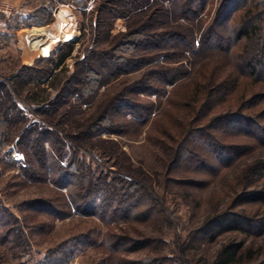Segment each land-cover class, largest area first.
Wrapping results in <instances>:
<instances>
[{
    "label": "rangeland",
    "instance_id": "obj_1",
    "mask_svg": "<svg viewBox=\"0 0 264 264\" xmlns=\"http://www.w3.org/2000/svg\"><path fill=\"white\" fill-rule=\"evenodd\" d=\"M154 1L150 0V3ZM235 2L243 7L234 16L227 9L219 17L221 0H210L193 24L184 23L185 26H195L198 42L209 27L215 26V31L227 40L223 44V51H205L197 58L192 57L189 62L188 59H179L178 55V60H184L181 63H189V73L178 74L176 82L170 85L161 86L158 79L153 78L154 75L145 78L147 70L152 69L142 65L141 70L122 75L100 88L91 104L83 106L84 111L75 110L74 118L85 121L103 105L107 107L110 104V111L118 107L121 114L122 111L131 112L124 117L115 115L118 128L114 127L115 131H111L114 133L104 132L100 140H87V149L79 151V154L86 159L92 172L88 180L93 177L99 180L96 192H106V182H112L114 190L116 181L119 190L128 188L115 179L119 178L137 183L139 190H144V195L149 193L153 201L144 196L139 211L130 214L123 205L111 213L106 209L93 213L89 210L90 206L83 205V210L79 212L77 205L67 200L75 189L73 184L80 181L74 177L75 173H71L73 177H56L59 180L57 184L51 180L37 181L24 176L26 150L22 147L24 142L19 129L26 121L19 116L15 125L5 126L4 132L0 131V136H3L0 137V230H8L3 228L4 224L6 226V209L21 221L28 240L24 250L20 249L21 239L17 238V234L12 235L11 241L0 239V264H218L222 260L221 254L230 247L237 250L238 255L229 264H255L264 260V235L260 228L264 214V188H260L263 186L264 171L257 175L249 173V165L263 157V146L255 138L241 136L237 129H211L213 125L208 124L213 114L221 116L241 112L243 98L251 102V96L264 97V78L245 71V62L242 61L247 57V50L240 47L243 43L234 42L238 35L236 17L243 14L246 7L245 0ZM103 3L104 0H0V23L6 25L7 29L6 35L0 36V80L20 74L38 60L50 57L53 51V57L57 59L60 45L75 42L72 58L56 70V73H62L59 84L63 83L95 46L98 39V6ZM6 8L11 11L10 16L2 13L1 9ZM260 10L255 7L256 13ZM140 18L144 19L145 16ZM138 19L135 17L128 26L126 19L117 18L109 40L105 36L100 38L105 40L101 48H110L117 56H128L135 52L137 49L134 50V45L129 44L142 40V37L133 36L130 38L132 42L128 43L125 35L129 31V34L138 32ZM47 20L52 21L40 27ZM9 26L12 29H8ZM14 26L21 28L14 31ZM47 31L54 35L52 41ZM162 61L163 57L156 58L151 66L158 67ZM67 69L68 74L64 71ZM212 78H224L226 82L217 92L210 93L207 86ZM158 87L162 88L157 90ZM47 88V85L42 86V89ZM136 90L139 93L134 97L132 94ZM198 93L201 95L198 96ZM47 97L53 99L54 91L42 93L40 100ZM17 102L24 111L27 123L47 126L45 120L48 115L42 114L41 106L34 100L22 95L18 96ZM204 102H208V108L212 106L214 111L199 121L197 127L216 138L220 153H212L210 143L196 142L195 139L188 141L187 137L188 149H197L200 158H196L194 163L190 161L188 164L186 161L178 164L172 155L169 156L170 151L185 138L183 132L189 126L188 116L196 117L193 108L199 109ZM250 104L254 107L245 110L244 115L263 125L264 118L255 115L256 111L258 114L264 109L263 98H253ZM132 122L137 124L131 126ZM47 127L56 131L61 138L68 136V132L62 130L66 128L64 123ZM240 129L242 131L239 133L250 130L244 126ZM119 131L122 135L116 133ZM251 132L263 139L262 133L256 134L257 129L251 128ZM48 140H54V137L50 136ZM98 140L115 141L123 152L118 154V159H108L101 146L111 145L101 144ZM247 143L255 147L254 152L247 151L236 160L229 158L227 152ZM257 143L260 145L258 149ZM44 148L51 152V141L45 142ZM220 154L226 158L229 156L227 159L230 160L220 161ZM72 157V151H69L60 168L74 172L70 167ZM129 165L135 170L131 177L124 174L121 167ZM247 175H251L252 182H257L252 189L263 194L257 196L260 201L238 206V197L246 188L244 180ZM67 182L71 183L69 187H65ZM258 185L260 187L257 189L255 186ZM66 204L72 208L66 207ZM67 212L70 216L65 217ZM225 213L230 217L231 226L228 223L229 226L220 229L218 222L212 219ZM242 216L248 218L245 220L252 222L251 225L242 221ZM0 235H3L2 231Z\"/></svg>",
    "mask_w": 264,
    "mask_h": 264
},
{
    "label": "trees",
    "instance_id": "obj_2",
    "mask_svg": "<svg viewBox=\"0 0 264 264\" xmlns=\"http://www.w3.org/2000/svg\"><path fill=\"white\" fill-rule=\"evenodd\" d=\"M235 1L236 0H221L219 17L223 16L227 9H230L229 12H231L233 16L238 13V11L241 10L239 8L243 6L236 5L237 2ZM245 1L246 7L243 9L245 12L236 17V31L238 35L234 42L238 44L243 43L240 47L243 46L241 47L242 50L243 48L247 50L245 51L247 57L244 58L242 56L244 58L242 62H245V71H249L252 76L264 78V0H261L263 1L261 3H256V0ZM209 2L210 0H155L153 3H150V0H104V3L98 6L99 18L96 26L98 39L95 41V46L87 52L85 59L77 64L75 71L69 74L63 83L61 82V84H59L62 73L58 74L56 70L60 66H65L66 62L72 58L75 42H68L60 45L58 47L59 56L57 59L53 57L55 53V51H53L50 57L38 60L34 66L24 69L20 74L8 77L5 80L2 79V81L0 80V126H2L0 131L4 132L6 127L13 124L15 125L17 123L15 120L19 116L26 121V124L23 122V128L19 129L21 131L22 141L24 142L22 147L26 150L24 176L29 179H36L37 181L41 179L46 181L51 180L57 184L59 180L56 177L62 178L67 177V175L73 177L74 175L71 173H75L74 177L80 181L79 183L73 184L75 189L71 191L69 197L67 196V200L77 205L76 209L79 212L83 210V205L86 207L90 206L89 210L93 213L104 211L105 209L106 212L111 213L121 208L120 206L125 205L127 207H124L126 212L128 211L130 214H133L135 211L137 212L141 209L142 198L144 196L153 201L149 193L144 195V190L141 192L137 183L133 184L131 180L128 181L127 179L121 180L115 178L118 179V182L120 180L119 183H123L128 187L124 190H119L117 188L116 181L113 184L115 190L112 188V182H106V187L108 186L106 192L104 190H97L96 192L99 180H95L94 177L88 180L92 172L88 169L89 166L87 165L86 159L82 158L83 156L79 154V151L87 149L89 143L87 140H100L99 137H101L104 132L108 134L114 133L111 132L115 131L113 130L114 127L118 128V124H115V115L120 114L124 117L126 113L131 112L122 111L121 114L118 107H114L113 111H110L108 106L111 107V105L107 104V107H104V105L101 106L97 113L92 114L88 117V121H85L82 120V118L80 120L74 118L75 110H79V112L82 111L84 105L91 104L95 99L100 88L109 85L112 80L122 75L141 70L143 67L142 65L148 67L147 69H152L149 72L147 70L144 74L145 78L149 77V75H154L153 78L158 79L161 86L170 85L176 82L178 74L187 75L189 73V69L187 68L189 63L186 65L181 63L184 60H178V58H176L178 55H180L179 59H188L187 61L189 62L192 57L197 58L205 51L211 52L215 50V52L218 53L223 51V44L227 40L225 36L215 31V26L209 27L198 42L196 39L197 33L195 26L184 25V23L193 24L195 19L205 11ZM255 7L261 9L259 13L255 12ZM142 16H145V18L141 19L140 17ZM119 17L126 19L129 23L128 26H131V22L135 17H139L137 20L139 22L136 23L139 28L138 32L129 34V31V33L125 35V39L130 43L132 42L130 41L131 37L141 36L142 40H135L133 43L129 44L134 45L133 49L137 50L128 56H117L116 52H113L110 48H101L105 40H101L100 38L105 36L106 40H109L112 36L111 30L114 26V22ZM51 21L52 20H47L40 27H45L50 24ZM14 27V31L21 28V26ZM9 29H12V26H9ZM147 29L151 31L149 34ZM76 36L77 34L74 37ZM112 38L116 39L117 37ZM139 47H142L143 50ZM170 49L176 51H170ZM140 52H143V54ZM241 55L242 52L240 53V56ZM160 57H163L162 63L158 67H152L151 63L154 62L156 58L158 59ZM40 64H44V66L41 67ZM173 64L175 65L171 66ZM153 68L158 69L154 70ZM64 71L67 74L69 72L68 69ZM225 82L226 80L224 78H212L207 88L210 93L217 92V89L222 88ZM44 85H47L48 88L42 89ZM160 88L158 87L157 90ZM48 90H53L55 97L53 99H48L47 97L46 100H40L42 93H46ZM138 93L139 91L136 90L132 95L134 96ZM22 95L31 98L41 106L40 111L42 114L48 115L47 120H45L47 126L57 127L64 123L66 128L62 130L68 132L67 138H61L56 131L48 129L49 127L47 126L41 127L35 123H27L24 111L19 108V102H17L18 96L21 97ZM197 95L199 96L201 93ZM213 95L214 94H211V97H214ZM257 97L263 98L264 101L262 95L251 96L249 98L251 102L248 98H243V103H241V106L243 104L241 108L242 111L237 114H223L221 116H215L213 114L212 118L208 121L209 126L210 124L213 125L211 129H237V133L241 136L255 138V141L258 143L261 142L260 145H262V149H264V124L253 122L250 120L249 116L244 115L245 110L254 107L250 106V103H252L253 98L255 99ZM117 99L118 98L115 99V102ZM198 102L199 101H197L196 104H198ZM208 105H210L208 102H204L203 106L199 109L193 108V113H196V117L193 118L192 115L188 116L189 126L183 132L185 138L180 143H176L178 144L177 147L170 151L169 156L172 155L173 160L176 159L178 164L186 161L189 162L188 164L191 163L190 161L194 163L193 161L196 158H200L197 155V149H188L187 141L185 140L187 137L188 141L195 139L196 142L201 141L204 144L210 143V150L212 153L214 151H220L217 146L218 142L216 138H213L211 134H205L200 126L197 127L198 123H200L199 121H203L205 116H208L209 113L214 111L212 106L208 108ZM137 107L141 109L139 106ZM83 114L85 113L83 112ZM255 115H257V118H264V109L258 114L256 111ZM132 123L131 126L137 124V122H135L136 124L134 122ZM243 126L250 130L247 129L244 133H239L238 131L241 130L240 127ZM251 128L257 129L258 132L256 134H263V139L253 135ZM116 133L122 135L120 131ZM50 136H53L54 140H48ZM99 140L98 142H101V144L111 145L110 147L105 145L101 146V149L105 151L104 155H106V158H119L118 154L123 152L122 149H120L119 143L110 140ZM47 141H51L53 153L44 148V143ZM248 144L250 143L244 144L242 147L236 146L234 148L236 150L227 152L230 156H227V158L234 157L236 160L244 156L247 151L251 150L254 152L255 147L252 148V146ZM213 145H215L214 148H212ZM260 145L258 144L256 148H260ZM69 151H72L73 154L71 158L72 165L70 167L74 169V172L62 167L60 168L61 162L66 158ZM254 154L255 153H253V155ZM262 155L264 157V154ZM223 157L224 156L220 154V161L227 162L230 160L227 159L226 156ZM263 157L249 165V173L251 175H257L260 171H264ZM170 161H172V158H170ZM189 166L192 167L191 165ZM121 167L124 170V174L130 177L135 174L133 166ZM194 167L196 168L197 166ZM251 175H247V178L244 180L246 188L243 190L240 197H238V206L260 201L257 196L263 194L261 191L252 189L257 182H252V178H250ZM70 185L71 183L67 182L65 187H69ZM255 187L258 189L260 185ZM260 188H264V178L263 186ZM87 192H90V194L88 195ZM69 205L70 204L66 207ZM69 208H72V206H69ZM4 214H6V221L4 222L6 226L4 224L3 228H8V230H0V232L2 231L3 233L2 236L0 235V239L3 238L2 240L6 239L11 241L12 235L17 234V238L21 239L19 244L20 249L25 250V246H28V240L21 221H19L15 215L10 214L6 209ZM68 216H70V214L67 212L65 217ZM245 219L248 218L241 217L242 221H246L248 225H251L252 222ZM229 220L230 217L228 213L218 215L212 219L213 222H218V227L220 229L229 225L231 226ZM262 220L263 223L260 224V228L264 235V214L262 215ZM228 223L229 225H227ZM237 255L238 251L233 247L227 248L221 254L220 259L222 260H219L218 264H229ZM255 264H264V260Z\"/></svg>",
    "mask_w": 264,
    "mask_h": 264
},
{
    "label": "crops",
    "instance_id": "obj_3",
    "mask_svg": "<svg viewBox=\"0 0 264 264\" xmlns=\"http://www.w3.org/2000/svg\"><path fill=\"white\" fill-rule=\"evenodd\" d=\"M5 25V24H4ZM9 29V28H8ZM6 25L5 26H2L1 23H0V36L3 34V35H6ZM1 44L0 43V49H1Z\"/></svg>",
    "mask_w": 264,
    "mask_h": 264
},
{
    "label": "built area",
    "instance_id": "obj_4",
    "mask_svg": "<svg viewBox=\"0 0 264 264\" xmlns=\"http://www.w3.org/2000/svg\"><path fill=\"white\" fill-rule=\"evenodd\" d=\"M2 13L5 14L6 16H10L11 15V11L9 8L6 9H1Z\"/></svg>",
    "mask_w": 264,
    "mask_h": 264
},
{
    "label": "bare ground",
    "instance_id": "obj_5",
    "mask_svg": "<svg viewBox=\"0 0 264 264\" xmlns=\"http://www.w3.org/2000/svg\"><path fill=\"white\" fill-rule=\"evenodd\" d=\"M52 29V28H51ZM47 35L49 36V39L52 41L53 40V38H54V35H52L51 33H49L48 31H47Z\"/></svg>",
    "mask_w": 264,
    "mask_h": 264
}]
</instances>
